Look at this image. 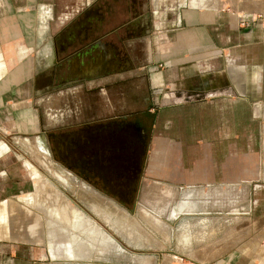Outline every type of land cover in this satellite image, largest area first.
I'll use <instances>...</instances> for the list:
<instances>
[{"label":"rangeland","instance_id":"1","mask_svg":"<svg viewBox=\"0 0 264 264\" xmlns=\"http://www.w3.org/2000/svg\"><path fill=\"white\" fill-rule=\"evenodd\" d=\"M158 1L160 3L154 6L158 11L161 7L165 8L166 15L170 12L171 16H177L181 10L177 4L167 3L174 0H164L163 5L162 0ZM127 2L101 0L89 7L70 26L74 29L73 34L78 30L75 36L69 38L72 47L57 53L52 67L36 73V84L25 96H30V99L11 100L5 105L9 115L0 117V142L9 147V152L0 157V205H4L7 220L0 224V238L9 240H0V245L8 246L11 252L19 250L28 254L42 251L45 258L49 252L53 259L58 260L44 261V258L42 264H164V255H175L173 253L178 251L179 244L188 241L193 246V242L211 239L209 232L203 231L197 224L201 218L198 211L201 206L215 201H211L213 198L209 197L208 191L194 193L188 198L196 211L172 219V211L187 196L164 186L161 181L147 180L146 170L133 196L117 198L123 202L120 204L111 197L96 193L85 181L71 176L65 166L50 156L54 154L60 160L65 159L67 135H58L51 142L48 132H65L79 124L97 121L86 114L101 104L88 92L105 90L108 93L116 88L121 90V97L116 101H106L116 114L106 115L100 121L119 124L130 133L143 135L141 153L144 167L155 136V126L161 123V113L157 114V111L161 109L163 97L161 92L156 93L157 90L149 85L150 76L158 78L157 72H160V68L152 69L159 34L147 31L148 22L144 19L138 20L135 36L124 31L129 22L124 24L122 21V26L116 27L113 20H105L103 14L115 11L127 13ZM91 12L94 14L90 17L87 13ZM138 13L144 16L145 11L139 8ZM113 28L120 30L109 31ZM131 41L132 46L129 45ZM104 48L111 49L114 64L108 66L101 63L102 68L84 73L83 67L90 59L102 55L104 60ZM131 49H136L138 53L137 66L132 63ZM47 60L49 62L48 55ZM72 60L77 61L76 68L70 65ZM137 78L142 80L134 85L133 81ZM7 109H3L4 113ZM22 111L26 116L22 118L25 127H18L15 116ZM40 140L49 151V156ZM235 183L246 185L249 190L238 191L235 185H230L232 192L216 197L218 211L207 215L219 222L215 236L219 247L223 243L233 244L226 253L231 248H239L242 241L253 242L257 237L264 236V197L256 192L262 183ZM219 185V188L226 186ZM193 187L199 192L210 188L208 185ZM5 215L1 213L0 218L4 220ZM118 217L120 227L116 224ZM122 220L131 221L133 226H126ZM186 221L188 227L184 228ZM242 231L247 233L240 238ZM113 239L125 251L120 247L119 252ZM253 243L259 246L264 239ZM184 263L187 262H173Z\"/></svg>","mask_w":264,"mask_h":264},{"label":"crops","instance_id":"2","mask_svg":"<svg viewBox=\"0 0 264 264\" xmlns=\"http://www.w3.org/2000/svg\"><path fill=\"white\" fill-rule=\"evenodd\" d=\"M95 2L0 0V117H8L5 105L9 101L30 99L25 96L36 84V73L52 67L56 54L72 47L69 38L78 30L73 34L70 26ZM158 2L146 0L153 31L159 34L152 69L160 68V72L158 78L150 76L149 85L163 97L157 111L161 113V123L155 126L147 156L146 179L161 181L187 196L172 211V219L196 211L188 201L194 193L208 191L211 201L215 199L213 204L201 206V218L195 222L209 232L211 239L193 242V246L185 241L178 245L175 255H164L163 263L182 260L187 262L184 264H264V243H253L264 239L263 235L253 242L242 241L239 248L226 253L233 244L219 247L215 237L219 222L207 216L218 211L216 197L232 192L230 185L238 191L249 190L235 182L262 183L256 192L264 197V0L168 1L180 7L177 16L170 12L166 15L162 7L158 11L154 6ZM162 2L165 1L161 5ZM87 14L91 17L94 13ZM106 51L105 62H113L112 51ZM101 63L91 61L83 72L102 68ZM70 65L76 68L77 61L72 60ZM120 92L116 88L108 93L88 92L101 105L87 117L100 120L115 115L106 101H116ZM24 117L23 111L15 116L18 127H25ZM8 152L9 147L0 142V157ZM196 185L210 188L199 192L193 187ZM3 211L6 212L2 204L0 214ZM183 227H188L187 221ZM241 233L240 238L247 232ZM45 257L42 251L11 252L8 246L0 245V264H42ZM45 260L58 261L49 252Z\"/></svg>","mask_w":264,"mask_h":264},{"label":"flooded vegetation","instance_id":"3","mask_svg":"<svg viewBox=\"0 0 264 264\" xmlns=\"http://www.w3.org/2000/svg\"><path fill=\"white\" fill-rule=\"evenodd\" d=\"M100 1L101 0H97V2ZM103 1L115 3V0ZM127 1V13L115 11L111 14H103L105 15V20H113L115 22L113 25L116 24V27L122 26V21L124 24L129 22L128 27H126L124 31H126L128 35L135 36L138 32L136 27L138 20L144 19L148 22L147 31H152L153 34L156 33L153 31L152 14L146 10V0ZM139 8H143L145 11L144 16L146 19L138 13ZM117 30L120 29L113 28L109 31L116 32ZM142 31H144V29H142ZM131 44L132 41L129 42L130 46H132ZM135 45L136 44H134V46ZM104 49L106 51L110 48ZM130 56L133 59L132 63L137 66L139 56L136 49H131ZM102 57L103 56L100 55L96 59H90L86 64L96 60L102 62V65L107 64V62H105L106 57L104 60ZM114 60H117L116 56H114ZM141 80L142 78H137L133 81L135 82L133 84L137 85ZM58 135H67V141L65 142L67 149L64 160L58 159L54 154L50 155L44 143L40 141L46 148L48 156H53L52 158L58 164L65 166L67 172L71 176L74 175L80 180L85 181L96 193L98 192L111 197L120 204H123V202L117 198L133 196V191H136L139 187L138 185L145 173L144 170H146L147 159H145L144 167L142 166L144 159L141 153V145L144 142L143 135L140 134L141 136H137L136 132L135 134L130 133L127 129L121 128L119 124L111 125L102 120L79 124L65 132H48L47 137L50 138L52 142L53 138H56ZM124 182L127 183L125 184ZM133 186H135V188ZM129 211L132 210L129 209Z\"/></svg>","mask_w":264,"mask_h":264},{"label":"bare ground","instance_id":"4","mask_svg":"<svg viewBox=\"0 0 264 264\" xmlns=\"http://www.w3.org/2000/svg\"><path fill=\"white\" fill-rule=\"evenodd\" d=\"M203 4V3H202ZM251 5V4H250ZM207 8V7H206ZM111 56V55H110ZM109 56V57H110ZM106 65H113V62H107V64ZM95 69V68H94ZM93 68H91L90 70H89V73H91L93 70H94ZM61 181V180H60ZM168 191V190H167ZM170 191V190H169ZM169 193V192H168ZM167 195V194H166ZM89 200V199H88ZM87 201V200H86ZM87 203V202H86ZM182 206V205H181ZM178 207V206H177ZM181 208V207H180ZM5 209V208H4ZM98 210H99V207H98ZM182 211H183V209H181ZM61 213V212H60ZM181 212H179V214H180ZM2 214H4L5 215V212L3 211L2 212ZM66 214V213H65ZM175 214H177V213H175ZM174 214V215H175ZM178 214V215H179ZM65 216V215H64ZM63 217V216H62ZM66 218H68V217H66ZM120 217H118L117 218V221H116V224H117V227H120L121 226V224H120ZM6 220H7V218H6V215H5V217H4V220H3V218L1 217L0 218V224H4L5 222H6ZM64 220V219H63ZM67 221V220H66ZM122 222L126 225V226H133V224H132V222L131 221H129V220H122ZM66 223H68V222H66ZM116 227V226H115ZM11 231H13V229H11ZM12 233V232H11ZM90 236V235H89ZM2 237V236H1ZM131 237V236H130ZM1 239H3V238H1ZM113 241L116 243V245H117V247H118V251L120 252L121 251V248L125 251V249L121 246V245H119L114 239H113ZM146 244V243H145ZM105 245V244H104ZM143 246V245H142ZM146 246V245H145ZM121 247V248H120Z\"/></svg>","mask_w":264,"mask_h":264}]
</instances>
